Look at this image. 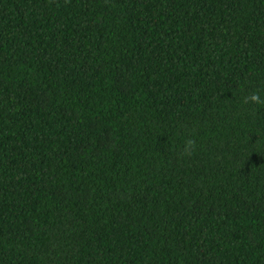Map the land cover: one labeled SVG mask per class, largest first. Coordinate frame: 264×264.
<instances>
[{
  "label": "trees",
  "instance_id": "trees-1",
  "mask_svg": "<svg viewBox=\"0 0 264 264\" xmlns=\"http://www.w3.org/2000/svg\"><path fill=\"white\" fill-rule=\"evenodd\" d=\"M0 264H264V0H0Z\"/></svg>",
  "mask_w": 264,
  "mask_h": 264
},
{
  "label": "clouds",
  "instance_id": "clouds-1",
  "mask_svg": "<svg viewBox=\"0 0 264 264\" xmlns=\"http://www.w3.org/2000/svg\"><path fill=\"white\" fill-rule=\"evenodd\" d=\"M250 99H251L253 102H258V101H259V97H258L257 95H252V96L250 97ZM189 143H191V142H189Z\"/></svg>",
  "mask_w": 264,
  "mask_h": 264
}]
</instances>
